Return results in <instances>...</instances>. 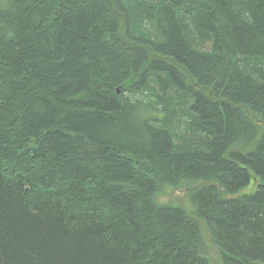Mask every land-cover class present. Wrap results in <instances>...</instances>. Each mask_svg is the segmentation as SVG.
<instances>
[{"label":"trees","instance_id":"1","mask_svg":"<svg viewBox=\"0 0 264 264\" xmlns=\"http://www.w3.org/2000/svg\"><path fill=\"white\" fill-rule=\"evenodd\" d=\"M260 123L264 0H0V264H264Z\"/></svg>","mask_w":264,"mask_h":264},{"label":"rangeland","instance_id":"2","mask_svg":"<svg viewBox=\"0 0 264 264\" xmlns=\"http://www.w3.org/2000/svg\"><path fill=\"white\" fill-rule=\"evenodd\" d=\"M261 127H264L262 123H260ZM262 129V128H261ZM258 179L254 176L251 177V181L249 185L238 191L233 195H227V197H235L244 194H250L254 192L258 185ZM158 200L161 202H170L176 203V205H181L185 210L191 212L190 210L193 207V203L191 201L190 192L186 187H182L179 189H166L163 192L158 194Z\"/></svg>","mask_w":264,"mask_h":264}]
</instances>
